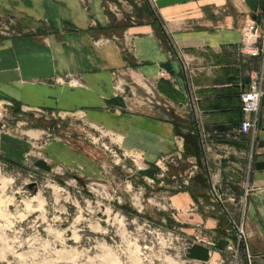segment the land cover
I'll return each instance as SVG.
<instances>
[{
	"label": "crops",
	"instance_id": "0c3cea01",
	"mask_svg": "<svg viewBox=\"0 0 264 264\" xmlns=\"http://www.w3.org/2000/svg\"><path fill=\"white\" fill-rule=\"evenodd\" d=\"M117 2L110 9L104 0H0V17L20 22L23 30L0 33V103L74 113L92 132L104 130L121 155L140 156L144 178L159 180L162 164L186 160L196 175L186 171L179 174L180 182H171L172 187L180 184L170 194L172 208L188 232L204 223L217 233L221 216L200 206L204 202L198 193L207 192L209 183L227 186L225 191L243 190L248 143L247 136L236 135L242 119L238 94L259 59L241 53L239 45L243 26L262 21L264 0ZM142 2L150 7L151 19L108 28L110 11L118 19L119 6L129 10ZM183 64L190 69L188 77ZM190 93L197 97V112L190 106ZM195 114L204 139L196 130ZM0 139V156L7 161L33 150L30 140L6 134ZM62 152L68 153V147L58 141L43 146V154L55 161ZM248 186L244 230L252 253L260 254L264 95Z\"/></svg>",
	"mask_w": 264,
	"mask_h": 264
},
{
	"label": "rangeland",
	"instance_id": "374dc122",
	"mask_svg": "<svg viewBox=\"0 0 264 264\" xmlns=\"http://www.w3.org/2000/svg\"><path fill=\"white\" fill-rule=\"evenodd\" d=\"M113 2L104 0L110 9ZM138 6H119L116 21L151 19L138 15ZM259 24L264 31V15ZM20 25L0 17L2 35L22 33ZM79 119L0 103V136L34 142L15 162L0 156V264H264V251L252 253L247 244L246 252L238 239L239 207L227 197L239 192L209 183L198 196L200 206L221 216L217 233L204 223L188 232L170 202L180 184L171 182L197 169L185 160L162 164L159 180L144 178L104 130L94 133ZM52 140L68 147L58 161L43 154Z\"/></svg>",
	"mask_w": 264,
	"mask_h": 264
},
{
	"label": "built area",
	"instance_id": "2783aa9c",
	"mask_svg": "<svg viewBox=\"0 0 264 264\" xmlns=\"http://www.w3.org/2000/svg\"><path fill=\"white\" fill-rule=\"evenodd\" d=\"M240 51L251 57L259 59L258 68L250 75L247 86L244 87L238 94L240 102V109L242 112V119L240 120L236 129V135L247 136L248 153H247V166L245 169V175L243 182V190L241 193L229 194L227 200L239 207L240 220L233 221L235 227L238 229V239L246 248L247 235L244 230V215L246 212L247 198H248V179L251 172V164L253 159V145L257 138L259 131V107L260 101L264 95L263 82H264V31L260 28V24L256 20L248 21L242 28V40L239 45ZM184 71L188 77L190 69L183 64ZM190 106L192 110L197 112L196 101L197 97L193 94H189ZM196 130L200 138H206V132L202 127L200 120L195 114ZM124 157V155H122ZM128 159L133 163L137 170H142L144 163L141 161L140 156L128 155ZM214 188L218 187L212 183ZM220 197V195H218ZM248 255V254H247ZM249 263V259H248Z\"/></svg>",
	"mask_w": 264,
	"mask_h": 264
},
{
	"label": "trees",
	"instance_id": "16d2710c",
	"mask_svg": "<svg viewBox=\"0 0 264 264\" xmlns=\"http://www.w3.org/2000/svg\"><path fill=\"white\" fill-rule=\"evenodd\" d=\"M134 7H136V5H134ZM136 10L138 12V15H142L141 12L145 11L148 16H150V17L152 16V12L150 11V7L146 4H144L143 2L136 8ZM109 15H110L112 23L110 26H108V28H114V27L122 26L116 21V18L111 13ZM152 19H153V22L156 23L157 27L160 28L161 25H160L159 20L154 16L152 17Z\"/></svg>",
	"mask_w": 264,
	"mask_h": 264
}]
</instances>
